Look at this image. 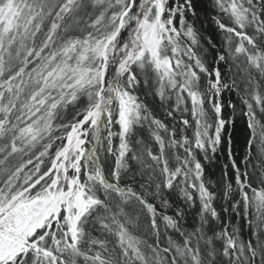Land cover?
<instances>
[{"label": "snow or ice", "instance_id": "obj_1", "mask_svg": "<svg viewBox=\"0 0 264 264\" xmlns=\"http://www.w3.org/2000/svg\"><path fill=\"white\" fill-rule=\"evenodd\" d=\"M0 264H264V0H0Z\"/></svg>", "mask_w": 264, "mask_h": 264}, {"label": "trees", "instance_id": "obj_2", "mask_svg": "<svg viewBox=\"0 0 264 264\" xmlns=\"http://www.w3.org/2000/svg\"><path fill=\"white\" fill-rule=\"evenodd\" d=\"M233 99H235V97H233ZM238 150H239V145H238ZM220 159H221L222 163L225 162L223 155L220 157ZM216 172H217V174H219V169H216Z\"/></svg>", "mask_w": 264, "mask_h": 264}]
</instances>
